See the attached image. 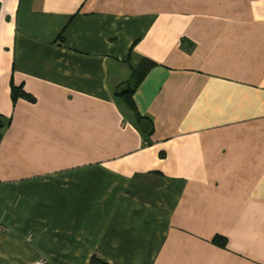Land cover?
Listing matches in <instances>:
<instances>
[{
  "label": "crops",
  "instance_id": "0c3cea01",
  "mask_svg": "<svg viewBox=\"0 0 264 264\" xmlns=\"http://www.w3.org/2000/svg\"><path fill=\"white\" fill-rule=\"evenodd\" d=\"M0 135V264H264V0H0Z\"/></svg>",
  "mask_w": 264,
  "mask_h": 264
},
{
  "label": "trees",
  "instance_id": "16d2710c",
  "mask_svg": "<svg viewBox=\"0 0 264 264\" xmlns=\"http://www.w3.org/2000/svg\"><path fill=\"white\" fill-rule=\"evenodd\" d=\"M153 66H154V63L152 61L144 59V58L141 59L139 61V63L135 67L132 68L131 75H130L129 79L126 82H124L121 85V88H119L114 93L115 97H118L122 101H124L126 103L127 107L133 112L135 119H136V121L140 127L141 134L143 137H146V138L151 135L152 126H151L150 121L147 118H144L143 116H141L137 112L132 96H133L137 86L139 85L140 81L142 80L144 74ZM11 92H12L11 96H12V99L14 101L17 99V97H20V96L21 97H29L27 94H25L23 91H21V88H19V87L12 86ZM143 121L147 122V124L149 126V129L146 132H144L141 129V123ZM0 137H1V135H0ZM214 242L218 245L224 244V241L220 236H216L214 238ZM87 264H109V263L101 260L96 255H92L89 258Z\"/></svg>",
  "mask_w": 264,
  "mask_h": 264
},
{
  "label": "water",
  "instance_id": "95a60500",
  "mask_svg": "<svg viewBox=\"0 0 264 264\" xmlns=\"http://www.w3.org/2000/svg\"><path fill=\"white\" fill-rule=\"evenodd\" d=\"M141 129H142L144 132H146V131L149 129V126H148L147 122L143 121V122L141 123Z\"/></svg>",
  "mask_w": 264,
  "mask_h": 264
},
{
  "label": "rangeland",
  "instance_id": "374dc122",
  "mask_svg": "<svg viewBox=\"0 0 264 264\" xmlns=\"http://www.w3.org/2000/svg\"><path fill=\"white\" fill-rule=\"evenodd\" d=\"M131 75V74H130Z\"/></svg>",
  "mask_w": 264,
  "mask_h": 264
}]
</instances>
